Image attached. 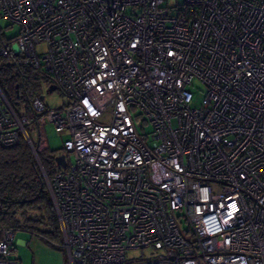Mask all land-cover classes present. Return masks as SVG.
Masks as SVG:
<instances>
[{
  "label": "built area",
  "instance_id": "1",
  "mask_svg": "<svg viewBox=\"0 0 264 264\" xmlns=\"http://www.w3.org/2000/svg\"><path fill=\"white\" fill-rule=\"evenodd\" d=\"M0 19L18 26L0 59L67 99L19 113L0 87V146L32 148L69 264H264V0H0ZM46 121L69 135L50 179ZM13 238L0 229V264Z\"/></svg>",
  "mask_w": 264,
  "mask_h": 264
},
{
  "label": "trees",
  "instance_id": "2",
  "mask_svg": "<svg viewBox=\"0 0 264 264\" xmlns=\"http://www.w3.org/2000/svg\"><path fill=\"white\" fill-rule=\"evenodd\" d=\"M5 65L0 73V87L11 105L13 98L19 96V77L24 74L23 70L30 80L28 90H25L27 97L31 95L29 103L34 95H38L41 78L46 84L51 82L48 75L27 64L13 65L6 61ZM29 103L26 112H29ZM61 153L63 151L49 147L37 150L49 179L56 170L55 156ZM3 228L23 229L36 236H52L61 241L57 213L47 183L32 148L22 136L15 146H0V229Z\"/></svg>",
  "mask_w": 264,
  "mask_h": 264
},
{
  "label": "rangeland",
  "instance_id": "3",
  "mask_svg": "<svg viewBox=\"0 0 264 264\" xmlns=\"http://www.w3.org/2000/svg\"><path fill=\"white\" fill-rule=\"evenodd\" d=\"M173 1L174 0H170V2ZM0 27L2 28L3 33L8 37L14 36L18 33V26L13 25L10 27V24L4 19H0ZM37 49L39 52L44 51V44L38 45ZM6 61L13 64L14 59L11 57L8 59H0V73L3 71V68L6 67ZM23 72L24 74L19 77V96L14 97L12 100V105L17 109V111H19V113L26 112L27 105L29 103L28 99L31 97V95H29V97L26 95L30 80L26 75V71L23 70ZM39 86L40 89L37 94L44 96V103L49 107L56 108L66 103V97L58 89L53 90L51 93H46V83L42 78L39 80ZM190 90L194 95L192 105H198L204 96V87L198 83H194V85L190 87ZM99 120L101 122H109V111L103 113ZM27 131L32 141L37 143L39 139L37 128L33 125L28 126ZM43 136L47 141V146L51 150H55L57 152L64 151L63 141L69 137L68 132L56 131L54 125L48 121H46L43 126ZM66 158L68 165L72 163V157L68 153H66ZM13 244L19 258L16 264H69L66 250L62 244V239L60 241L58 238H54L52 236L51 238L36 236L26 230L18 229L14 231ZM156 252L157 250L152 246L130 248L127 250V259L129 262H136L152 258Z\"/></svg>",
  "mask_w": 264,
  "mask_h": 264
},
{
  "label": "water",
  "instance_id": "4",
  "mask_svg": "<svg viewBox=\"0 0 264 264\" xmlns=\"http://www.w3.org/2000/svg\"><path fill=\"white\" fill-rule=\"evenodd\" d=\"M53 90H55L54 84H49L46 88V93H51ZM41 98H43V95H40ZM55 160L57 164H59L62 168L66 166V159H65V153L57 154L55 156Z\"/></svg>",
  "mask_w": 264,
  "mask_h": 264
}]
</instances>
